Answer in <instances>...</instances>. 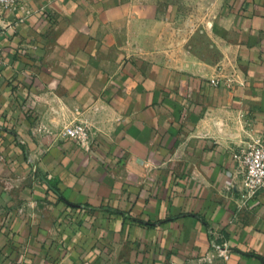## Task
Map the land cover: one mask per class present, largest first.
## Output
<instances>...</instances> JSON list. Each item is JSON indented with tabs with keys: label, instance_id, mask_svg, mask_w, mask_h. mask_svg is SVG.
<instances>
[{
	"label": "crops",
	"instance_id": "0c3cea01",
	"mask_svg": "<svg viewBox=\"0 0 264 264\" xmlns=\"http://www.w3.org/2000/svg\"><path fill=\"white\" fill-rule=\"evenodd\" d=\"M210 1L227 72L172 45V0L0 13V264H264L235 157L264 142V0ZM210 231L227 257L206 261Z\"/></svg>",
	"mask_w": 264,
	"mask_h": 264
},
{
	"label": "rangeland",
	"instance_id": "374dc122",
	"mask_svg": "<svg viewBox=\"0 0 264 264\" xmlns=\"http://www.w3.org/2000/svg\"><path fill=\"white\" fill-rule=\"evenodd\" d=\"M172 2L173 13L178 16V22L174 26L176 41L174 40L175 44H171L188 47L192 45L196 56L209 62H216L220 71L227 72L232 69V54L223 52L212 36V23L208 21L216 12L212 2L210 0H172ZM212 254L217 255L210 247L206 261H211Z\"/></svg>",
	"mask_w": 264,
	"mask_h": 264
},
{
	"label": "built area",
	"instance_id": "2783aa9c",
	"mask_svg": "<svg viewBox=\"0 0 264 264\" xmlns=\"http://www.w3.org/2000/svg\"><path fill=\"white\" fill-rule=\"evenodd\" d=\"M18 2L19 0H0V13L16 7ZM63 135L84 146L88 141L89 127L83 121L74 122L64 129ZM235 157L244 180L243 198H254L264 189V142L258 138L244 143ZM210 235L212 252H216L219 257H227L231 247L223 240L222 234L210 231Z\"/></svg>",
	"mask_w": 264,
	"mask_h": 264
},
{
	"label": "trees",
	"instance_id": "16d2710c",
	"mask_svg": "<svg viewBox=\"0 0 264 264\" xmlns=\"http://www.w3.org/2000/svg\"><path fill=\"white\" fill-rule=\"evenodd\" d=\"M52 189H53V187H52ZM54 190H56L57 191V189L56 188H54ZM58 192V191H57Z\"/></svg>",
	"mask_w": 264,
	"mask_h": 264
}]
</instances>
